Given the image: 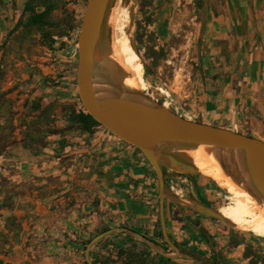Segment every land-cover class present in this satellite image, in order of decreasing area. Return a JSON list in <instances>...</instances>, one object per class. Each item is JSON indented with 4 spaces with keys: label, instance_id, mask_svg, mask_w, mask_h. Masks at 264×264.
Returning a JSON list of instances; mask_svg holds the SVG:
<instances>
[{
    "label": "crops",
    "instance_id": "0c3cea01",
    "mask_svg": "<svg viewBox=\"0 0 264 264\" xmlns=\"http://www.w3.org/2000/svg\"><path fill=\"white\" fill-rule=\"evenodd\" d=\"M28 1L0 0V40L28 18ZM229 3L233 15L214 16L203 35L200 90L185 116L264 140V0ZM226 45L229 50L222 52ZM74 80L78 94L76 76ZM66 124L52 136L47 153L34 155L20 144L15 155H0V200L10 198L7 191H27L16 211L27 234L35 235L34 242L42 247V258L53 264H84L82 241L104 227H130L160 242L155 234L158 181L143 153L104 127L87 131ZM173 179L174 192L186 197L183 188L178 190L185 178ZM166 215L171 238L204 260L263 264V245L256 236L264 239V230L248 233L172 203ZM135 253L142 255L132 260ZM92 257L96 264H197L162 257L122 233L103 238Z\"/></svg>",
    "mask_w": 264,
    "mask_h": 264
},
{
    "label": "rangeland",
    "instance_id": "374dc122",
    "mask_svg": "<svg viewBox=\"0 0 264 264\" xmlns=\"http://www.w3.org/2000/svg\"><path fill=\"white\" fill-rule=\"evenodd\" d=\"M229 1L209 0L207 6V0H137L135 21L130 26L131 0H115L114 8L119 6L128 12V23L127 19L121 21L117 34L121 44H125L127 26L129 33L134 34L142 59L139 62L131 56L124 60L139 62L134 86L143 88L161 103L169 102L168 107L183 116L189 115L200 90L203 35L209 33L207 29L211 28L214 16L230 17L233 9ZM35 3L34 10H24L29 12L28 18L0 40V92L8 99L0 112V155H15L20 144L34 155L47 153L45 149L53 143L52 136L64 129L58 128L61 123L80 129L74 119L81 106L73 82L78 65V33L87 0ZM49 5L52 11L44 22L26 28L32 11H44ZM110 29L112 36L111 25ZM207 40L211 43L209 37ZM227 50L228 45L222 52ZM173 181L169 179L170 183ZM182 181L185 184L178 190L183 188L186 197L216 208L228 204L226 189L208 178L192 176ZM26 192L21 188L7 191L10 198L0 200V260L2 264H53V260L42 258V247L34 242L35 235L27 234L22 226L23 217L16 211ZM254 213V208H245L242 216L249 218ZM256 237L264 250V239ZM91 238L81 243L84 264V243ZM158 239L164 245V238ZM261 257L264 264V254Z\"/></svg>",
    "mask_w": 264,
    "mask_h": 264
},
{
    "label": "water",
    "instance_id": "95a60500",
    "mask_svg": "<svg viewBox=\"0 0 264 264\" xmlns=\"http://www.w3.org/2000/svg\"><path fill=\"white\" fill-rule=\"evenodd\" d=\"M130 26L135 21L137 0H131ZM209 0H207L208 6ZM115 0H87L77 39L78 96L84 109L103 127L123 141L137 147L153 167L158 181L159 221L165 250L153 239L130 227L117 226L99 232L85 247L87 264H95L94 246L103 238L122 233L140 240L169 259L186 258L197 264L210 263L183 249L167 227V204L181 210L215 218L237 227L216 208L194 197L174 192L169 179L204 176L189 152L204 147L221 170L264 207V140L228 128L190 119L150 96L143 88L127 82L129 73L112 49L110 16ZM131 45L140 55L134 34Z\"/></svg>",
    "mask_w": 264,
    "mask_h": 264
},
{
    "label": "bare ground",
    "instance_id": "6f19581e",
    "mask_svg": "<svg viewBox=\"0 0 264 264\" xmlns=\"http://www.w3.org/2000/svg\"><path fill=\"white\" fill-rule=\"evenodd\" d=\"M127 19L128 12L122 10L119 6L114 8L110 16V24L112 28V49L115 57L123 68L129 73L127 82L129 84H137L135 78L138 75L139 62H142L141 56L138 55L131 45V35L126 26V35L124 37L125 44H121V39L117 35L120 33V23ZM114 37V38H113ZM115 39V43L114 40ZM134 56L139 62H125L124 60ZM167 106L169 102L165 103ZM190 157L195 165L205 175L214 179L215 183L224 187L228 192V204L225 208H219L221 214L236 224L238 228L251 232L264 230V207L259 205L257 201L245 190L239 187L230 177H228L220 168L217 161L207 152L204 147L189 152ZM240 200L244 202L241 205ZM245 208H254L255 213L249 218L242 216Z\"/></svg>",
    "mask_w": 264,
    "mask_h": 264
},
{
    "label": "trees",
    "instance_id": "16d2710c",
    "mask_svg": "<svg viewBox=\"0 0 264 264\" xmlns=\"http://www.w3.org/2000/svg\"><path fill=\"white\" fill-rule=\"evenodd\" d=\"M35 2H38V0H29L26 4H25V8L24 10H34V5L36 4ZM144 4V3H143ZM52 11V7L51 5H49L48 8H46L44 11H32L31 16L29 17L27 23L25 24L26 28H30L33 27L34 25H39L41 23L44 22L45 18L47 17V15ZM22 21H19L18 24H20ZM8 102V99L5 97L4 93L0 92V112L2 110V108L6 105V103ZM79 102H80V111L78 113H75L74 115V119L76 122H78V127L82 130H87V131H93V129L96 126H101V123H99L94 117H92L83 107V105L81 104L80 98H79ZM105 128V127H104ZM108 229V227H104L102 228L99 232L104 231ZM98 232V233H99ZM155 234L159 237L163 238L162 235V231L160 229V221L158 220V226L156 229ZM145 235V234H144ZM131 239H135L129 235H125ZM149 237V236H148ZM151 239H153L152 237H150ZM90 240V239H89ZM86 241L84 243V245H86L88 242ZM158 245H160L163 249L168 250L170 247L167 244V242L164 240V245H162L160 242H158L156 239H153ZM102 242V240H100L98 243ZM141 242V241H140ZM143 245H145L148 249H150L151 251H153L151 248H149L146 244H144L143 242H141ZM144 254V253H143ZM142 254L141 253H135L132 254V260H135L137 257L139 258ZM162 256V255H161ZM163 257V256H162ZM166 258V257H165ZM252 263L257 262L256 260L251 261ZM94 263L96 264V261L94 260ZM141 262H139L140 264ZM0 264H2V261L0 260ZM87 264V262H86Z\"/></svg>",
    "mask_w": 264,
    "mask_h": 264
}]
</instances>
